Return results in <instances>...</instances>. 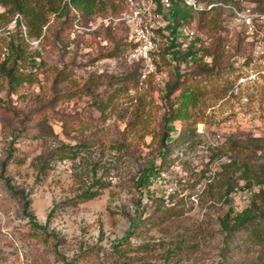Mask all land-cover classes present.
Returning <instances> with one entry per match:
<instances>
[{
    "label": "rangeland",
    "instance_id": "1",
    "mask_svg": "<svg viewBox=\"0 0 264 264\" xmlns=\"http://www.w3.org/2000/svg\"><path fill=\"white\" fill-rule=\"evenodd\" d=\"M102 1L107 11L121 0ZM32 3L44 8L47 20L40 36L28 34L27 20L20 16L27 38L40 39L38 47L17 30L0 40V52L9 50L5 66L15 65L16 77L32 72L35 79L21 82L13 92L0 72V264L254 260L257 247L250 248L242 233L226 236L220 225L229 207L237 212L247 201L235 190L220 200L204 188L222 163H264V81L230 94L235 73L224 54L212 73L196 78L190 108L195 128L183 133L182 121L165 120L179 91L167 95L165 86L152 79L120 80L134 70L122 53L96 58L115 40L113 35L105 39L97 22L88 29V22L102 13L68 29L63 17L45 10L59 8L63 0ZM15 14L7 11L0 24L6 26ZM17 54L21 57L15 60ZM164 132L169 149L162 155ZM83 142L88 147L74 159L49 156L62 143ZM45 159L49 163L41 171ZM91 165L94 176L111 185L81 200L76 195L93 177ZM242 185L239 179L237 186ZM250 189L256 192L259 186ZM24 195L32 217L24 210ZM31 218L44 228L32 225Z\"/></svg>",
    "mask_w": 264,
    "mask_h": 264
},
{
    "label": "trees",
    "instance_id": "2",
    "mask_svg": "<svg viewBox=\"0 0 264 264\" xmlns=\"http://www.w3.org/2000/svg\"><path fill=\"white\" fill-rule=\"evenodd\" d=\"M249 1L256 2L258 8L264 10V0ZM0 5L5 7L9 6L8 10L3 9L0 12V17L4 16L7 11H13L14 13L21 14L27 20L26 23L29 27L28 34L35 35L37 37L40 36L41 28L47 22L44 8L33 7L32 0H0ZM123 6V0H121L120 3H111L107 11H105L104 8L106 5L102 0H63V4L59 8L57 5H50L45 10L63 17L64 19L62 21V25L70 29L74 22H85L95 13H102L100 14L101 16L110 17L112 19L119 15ZM100 10H103L104 12H101ZM176 14L178 15V20L182 22L189 23L194 18V15L179 6L176 8ZM197 18V27L203 31L205 29L211 37L208 46H200L196 50L191 48L187 51H182L180 49L173 50L171 48L173 46L172 42L169 46H162V52L165 53L170 51L172 59L177 61L176 66H173V68L170 69V72L172 73L169 80L165 83L166 94L171 95L173 92L179 91L168 107L169 113L166 114L165 120L166 122L172 120L182 121L183 125L186 127L183 129V133L185 131H188V133L193 132L195 128L193 126L195 124V120H191L192 112L190 111V108L193 102L196 101L197 93L195 89L200 81L196 78H201L202 75L205 76L212 73L217 59L223 58L224 54L227 56L231 67V57L241 48V39L238 36L234 37L229 47L226 48L227 38L223 34L224 28L222 26L219 11H215L213 14L201 13ZM119 31L121 34H118ZM98 32L101 34L104 33L103 37L107 40H109L107 37L113 35L115 36V40L113 43L111 42L113 45H111L105 53H102L96 58L114 57L118 53H122L123 55L133 46L132 43L127 41L128 29L123 22H117L114 26L100 25L98 27ZM17 50L18 52H22L21 47H18ZM197 53H199V55H197ZM189 55H194L195 57L188 62L190 63L187 66L189 69L187 68L186 71L181 72L180 62L185 60ZM204 55L212 57L210 63H205L201 60V57ZM20 57L21 55L17 54L15 60ZM7 58L8 57L3 59L4 61L0 63V72L8 78L10 89L13 92L16 91L17 85L21 82L27 81L28 83H33L35 79L32 72L24 74L22 77H16L13 71L15 65L9 68L5 66ZM162 61L164 64H171L170 61H167L164 58ZM133 65L134 70L124 75L120 78V80L125 81L132 77H135L138 80V64L133 63ZM192 68L193 70H191ZM114 80L115 79L111 78L109 81L110 84H112ZM146 82L151 83V77L147 78ZM173 103L176 104V107H173ZM101 104L102 103H99V106ZM183 133L181 136H184ZM168 137V134L164 132L160 138V154L162 155L166 154L169 149V145L165 143ZM82 147H88V143H62L56 148V150L52 151L49 156L55 160H63L65 158L74 159ZM48 163V160L45 159L39 164V169L43 171L47 168ZM237 170H240L239 176L236 175ZM90 171L93 173V165L90 166ZM94 175L95 174L93 173V177L90 182L85 185V188H83L78 195H76L81 200L91 199L99 195L102 189L111 185L110 181H105L101 177H96ZM239 179L244 180V186L251 188V186L257 184L259 189L256 192L253 191L252 195L247 200H243L247 201V204L241 210L235 212L232 207L227 209L224 216L220 219L221 229L225 231L226 236L234 233H242L244 235V240L249 243L250 248L257 247L256 250L258 251V254L256 258L247 264H264V163L254 164L249 161H244L240 164L235 160L222 163L221 169L215 173L212 180L206 183L204 192L206 194H212V196H214L213 198L218 197L220 200H224L234 191V188L239 184ZM23 199L24 210L26 212L28 200L25 195L23 196ZM53 210L54 208L50 210L48 215H50ZM26 214L32 217L28 212H26ZM31 223L36 227L44 228V226L33 221L32 218Z\"/></svg>",
    "mask_w": 264,
    "mask_h": 264
},
{
    "label": "built area",
    "instance_id": "3",
    "mask_svg": "<svg viewBox=\"0 0 264 264\" xmlns=\"http://www.w3.org/2000/svg\"><path fill=\"white\" fill-rule=\"evenodd\" d=\"M123 4L119 15L112 19L100 16L94 23L88 22L91 26L88 29L96 28L97 24L114 26L117 22H123L126 25L127 41L133 46L124 54V57L128 63L138 64L139 83L146 82V79L151 77L153 83L165 86L168 70L177 64V61L172 59L170 51L162 52V48L169 46L171 42L173 50L182 51L208 46L211 37L197 27V17L201 13L213 14L215 11L220 12L223 34L227 38L226 48L234 37L238 36L241 39L240 50L231 57L235 77L231 83L230 94H239L244 87L264 81V10L259 9L256 2L249 0H123ZM177 6L186 9L194 15V18L189 23L179 21L176 14ZM75 27L82 28L79 25ZM16 30L29 43H35L38 47L40 39L35 38L30 41L27 38L26 25L18 13L8 21L6 26L0 24V40L3 37L12 36ZM8 54V48L3 47L0 52L1 58L5 59ZM194 57L189 55L180 62L181 72L187 70L190 64L188 62ZM163 58L171 64H164ZM211 58L204 55L201 60L210 63ZM234 190L242 195L243 200H247L253 192L244 185L236 186Z\"/></svg>",
    "mask_w": 264,
    "mask_h": 264
}]
</instances>
